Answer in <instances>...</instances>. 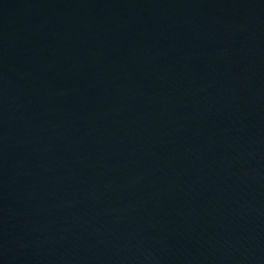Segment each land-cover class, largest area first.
Listing matches in <instances>:
<instances>
[{
  "label": "water",
  "instance_id": "water-1",
  "mask_svg": "<svg viewBox=\"0 0 264 264\" xmlns=\"http://www.w3.org/2000/svg\"><path fill=\"white\" fill-rule=\"evenodd\" d=\"M0 264H264V0H0Z\"/></svg>",
  "mask_w": 264,
  "mask_h": 264
}]
</instances>
